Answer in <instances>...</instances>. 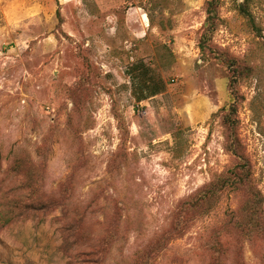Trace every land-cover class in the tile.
Wrapping results in <instances>:
<instances>
[{
	"label": "rangeland",
	"instance_id": "rangeland-1",
	"mask_svg": "<svg viewBox=\"0 0 264 264\" xmlns=\"http://www.w3.org/2000/svg\"><path fill=\"white\" fill-rule=\"evenodd\" d=\"M207 1L0 0V264H264L245 191L173 233L235 166L264 199V0L202 53Z\"/></svg>",
	"mask_w": 264,
	"mask_h": 264
},
{
	"label": "trees",
	"instance_id": "trees-1",
	"mask_svg": "<svg viewBox=\"0 0 264 264\" xmlns=\"http://www.w3.org/2000/svg\"><path fill=\"white\" fill-rule=\"evenodd\" d=\"M221 1L208 0L205 4L206 19L204 31L199 41V48L202 53H206L211 49L209 44L220 24L219 10ZM248 2L249 0H246L245 3L240 4L239 9L250 24H253L252 14L247 9ZM23 167L22 162H18L14 166V169L19 171ZM26 174L29 181L35 180L33 172L27 170ZM252 182V179L245 175L243 169L239 166H235L229 172L217 176L180 206L179 212L176 215L173 233L181 236L194 221L211 213L220 203L225 192L245 191L247 197L239 209L237 216L228 220L227 223L232 224L234 231L239 232L246 238L264 237V217L262 209L264 199L258 189L254 188ZM211 229L213 230V227ZM210 236L213 242L209 246V249L212 253L219 255L220 250L218 245H220L221 240L214 230ZM143 254L148 256L149 252H144Z\"/></svg>",
	"mask_w": 264,
	"mask_h": 264
}]
</instances>
